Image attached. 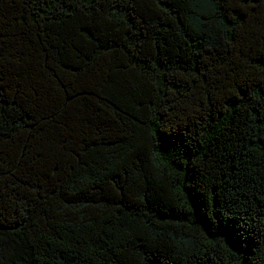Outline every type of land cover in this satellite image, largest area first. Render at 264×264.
Masks as SVG:
<instances>
[{
	"label": "trees",
	"instance_id": "16d2710c",
	"mask_svg": "<svg viewBox=\"0 0 264 264\" xmlns=\"http://www.w3.org/2000/svg\"><path fill=\"white\" fill-rule=\"evenodd\" d=\"M0 264H264V0H0Z\"/></svg>",
	"mask_w": 264,
	"mask_h": 264
}]
</instances>
